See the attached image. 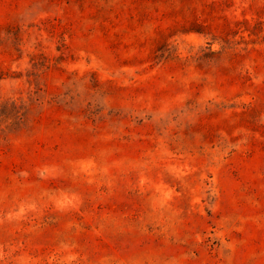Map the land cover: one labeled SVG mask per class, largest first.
<instances>
[{
    "label": "rangeland",
    "instance_id": "obj_1",
    "mask_svg": "<svg viewBox=\"0 0 264 264\" xmlns=\"http://www.w3.org/2000/svg\"><path fill=\"white\" fill-rule=\"evenodd\" d=\"M0 264H264V0H0Z\"/></svg>",
    "mask_w": 264,
    "mask_h": 264
}]
</instances>
